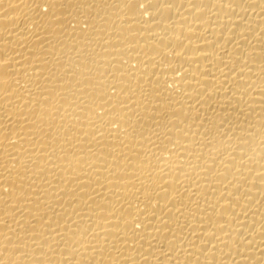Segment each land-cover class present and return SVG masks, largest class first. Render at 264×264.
<instances>
[{"label":"bare ground","instance_id":"obj_1","mask_svg":"<svg viewBox=\"0 0 264 264\" xmlns=\"http://www.w3.org/2000/svg\"><path fill=\"white\" fill-rule=\"evenodd\" d=\"M0 264H264V0H0Z\"/></svg>","mask_w":264,"mask_h":264}]
</instances>
